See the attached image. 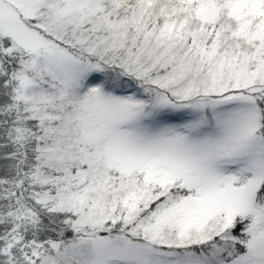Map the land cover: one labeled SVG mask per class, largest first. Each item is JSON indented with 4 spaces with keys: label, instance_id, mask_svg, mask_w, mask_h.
I'll use <instances>...</instances> for the list:
<instances>
[{
    "label": "snow or ice",
    "instance_id": "snow-or-ice-1",
    "mask_svg": "<svg viewBox=\"0 0 264 264\" xmlns=\"http://www.w3.org/2000/svg\"><path fill=\"white\" fill-rule=\"evenodd\" d=\"M0 264H264V0H0Z\"/></svg>",
    "mask_w": 264,
    "mask_h": 264
}]
</instances>
